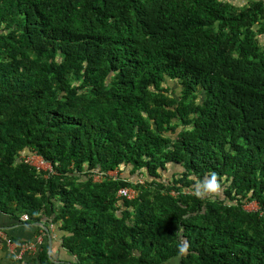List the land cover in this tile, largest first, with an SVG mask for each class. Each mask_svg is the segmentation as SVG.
<instances>
[{
    "label": "trees",
    "instance_id": "obj_1",
    "mask_svg": "<svg viewBox=\"0 0 264 264\" xmlns=\"http://www.w3.org/2000/svg\"><path fill=\"white\" fill-rule=\"evenodd\" d=\"M260 35L264 0H0V211L76 257L29 263L264 264Z\"/></svg>",
    "mask_w": 264,
    "mask_h": 264
},
{
    "label": "crops",
    "instance_id": "obj_2",
    "mask_svg": "<svg viewBox=\"0 0 264 264\" xmlns=\"http://www.w3.org/2000/svg\"><path fill=\"white\" fill-rule=\"evenodd\" d=\"M44 226H48L49 229H45ZM0 228H4L15 238V242L11 246L6 242L0 241V259L4 263L32 264V262L29 263L32 257L30 253L25 254L22 259L17 257L20 252L18 242L33 241L37 235H41V245L47 241L49 247L48 252L53 260L66 263H72L71 261L76 260L74 255L68 253L67 250L62 247L56 225L51 227V224L47 225L43 221L33 223L23 220L19 221L11 215L4 214L0 211ZM39 249L40 246L38 245V250Z\"/></svg>",
    "mask_w": 264,
    "mask_h": 264
},
{
    "label": "clouds",
    "instance_id": "obj_3",
    "mask_svg": "<svg viewBox=\"0 0 264 264\" xmlns=\"http://www.w3.org/2000/svg\"><path fill=\"white\" fill-rule=\"evenodd\" d=\"M34 154H37V153H34ZM39 155V154H38ZM32 156V155H31ZM41 156V155H39ZM42 157V156H41ZM43 158V157H42ZM44 159V158H43ZM27 160V159H26ZM45 160V159H44ZM46 161V160H45ZM47 164L46 166L48 167L47 169H44V168H40V169H44V170H49V169H52L51 167V164L46 161ZM220 188V184L217 182V177H216V174L215 173H212L210 175V177H208L207 179H205L204 181H202L199 185H197L196 187V190H195V194L198 198H203L205 194H208V193H214L216 192L218 189ZM120 195V194H119ZM127 197V196H126ZM24 215H28V214H24ZM24 215H22L21 217V220L23 221H29L30 217L28 219H25L24 218ZM29 216V215H28ZM54 224H51V227L53 226ZM47 228L49 229V227L47 226ZM47 229V230H48ZM0 230H2L3 232H5L7 234V236L12 240V243L9 244L7 242V240L3 239L2 237H0V241H3V242H6L7 244H9L10 246L12 244H14L15 240L13 239V237L4 229V228H0ZM39 239H41V241L39 242ZM17 242V241H16ZM37 242V246H41V242H42V238H41V235L40 236H36L35 239L33 241H27V242H18L19 243V247H20V244L23 245V244H26V243H35ZM188 250V242L187 241H184L181 246H180V249H179V252L180 254H184L186 253ZM38 248L37 250L34 252V251H31V252H28L32 255H35L38 253ZM27 254V253H25ZM25 254H21V248H20V252L18 253L17 257L19 259H22L24 257Z\"/></svg>",
    "mask_w": 264,
    "mask_h": 264
},
{
    "label": "built area",
    "instance_id": "obj_4",
    "mask_svg": "<svg viewBox=\"0 0 264 264\" xmlns=\"http://www.w3.org/2000/svg\"><path fill=\"white\" fill-rule=\"evenodd\" d=\"M34 159H37L39 160L42 164L46 165L47 162L41 157L39 156L38 154H33L31 157H30V160H27L29 161L32 165H35L37 166L38 168H43L44 165L42 166H39L38 164H34L33 161ZM120 195H123V196H127V197H133L134 196V191H131L130 189L128 188H122L119 192ZM24 218L25 219H28L29 216L28 215H24ZM0 237H2L3 239L7 240V242L9 244L12 243V240L7 236V234L5 232H3L2 230H0ZM41 241V239H39V242ZM20 248H21V254H25V253H28V252H31V251H36L38 246H37V242L35 243H26V244H23V245H20Z\"/></svg>",
    "mask_w": 264,
    "mask_h": 264
},
{
    "label": "rangeland",
    "instance_id": "obj_5",
    "mask_svg": "<svg viewBox=\"0 0 264 264\" xmlns=\"http://www.w3.org/2000/svg\"><path fill=\"white\" fill-rule=\"evenodd\" d=\"M260 39L263 41L264 36H263V35H260ZM30 157H31V156H28V157H26V159H27V160H30ZM33 163H34V164H38L39 166L44 165V164H42V163H41L39 160H37V159H34ZM43 168H44V169H47L48 167H47L46 165H44ZM109 174H110L111 176H114V175L118 174V172H117V171H112V172H110ZM96 178H98V176H96ZM247 208H249V209H257V208H259V206H258V204H257L256 202H252V203H250L249 205H247Z\"/></svg>",
    "mask_w": 264,
    "mask_h": 264
},
{
    "label": "water",
    "instance_id": "obj_6",
    "mask_svg": "<svg viewBox=\"0 0 264 264\" xmlns=\"http://www.w3.org/2000/svg\"><path fill=\"white\" fill-rule=\"evenodd\" d=\"M45 229H47V227L44 226Z\"/></svg>",
    "mask_w": 264,
    "mask_h": 264
}]
</instances>
